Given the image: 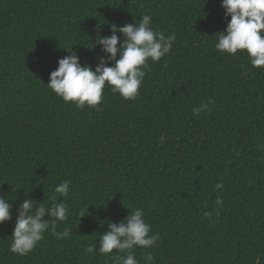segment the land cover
I'll use <instances>...</instances> for the list:
<instances>
[{
	"label": "trees",
	"instance_id": "trees-1",
	"mask_svg": "<svg viewBox=\"0 0 264 264\" xmlns=\"http://www.w3.org/2000/svg\"><path fill=\"white\" fill-rule=\"evenodd\" d=\"M221 3L0 0V196L13 205L0 223V264H114L116 250L86 248L98 249L107 222L137 207L160 236L147 250L153 264H264V67L215 49L230 20ZM144 14L154 31L177 38L168 55L148 61L136 100L106 84L97 111L48 88L59 58L74 52L94 69L104 55L96 38ZM209 99L211 111L193 116ZM65 180L70 195H55L69 217L57 231L68 227L71 238L48 230L28 255L12 253L20 202L28 195L51 207ZM134 251L144 264L146 250Z\"/></svg>",
	"mask_w": 264,
	"mask_h": 264
},
{
	"label": "clouds",
	"instance_id": "clouds-1",
	"mask_svg": "<svg viewBox=\"0 0 264 264\" xmlns=\"http://www.w3.org/2000/svg\"><path fill=\"white\" fill-rule=\"evenodd\" d=\"M221 7L225 9V17L230 16V20L224 30L218 31L215 49L229 55L245 52L252 67H264V0H222ZM152 24L151 14L142 15L138 23L123 26L112 23L111 35L96 38V45L104 53L96 67L93 69L88 64L82 66L79 56L72 52L58 59V67L51 71L46 83L48 88L64 102L97 111L101 110L98 106L101 105L106 84L113 94L118 93L125 100H136L149 67L148 61L156 63L168 55L177 38L175 33L165 35L154 31ZM117 33L122 34V40ZM212 103L209 99L207 103L201 102L193 107V116L198 118L201 113L210 112ZM261 147L264 148V145ZM70 183L65 180L55 186L51 207H45L43 203L34 204L28 195L20 202L11 234L12 253L28 255L44 239V233L48 230L57 239L71 238L70 228L57 231L58 223L68 220L69 208L64 200L57 202L55 195L67 198ZM215 188L223 190L224 185L217 182ZM8 200L0 196V223L12 218L13 205ZM215 204L217 208L223 207L220 196L216 197ZM46 214L51 219H44ZM85 214L81 213L80 217ZM204 215L210 217L212 213L205 212ZM144 216L143 208L137 207L130 209L129 214L119 222L108 221L107 230L99 237L98 249L94 244H89L86 253L95 254L98 251L108 256L116 250L122 255L112 257L114 264H140L134 251L139 247L146 250L141 256L144 264H153L154 256L147 250L153 248L160 236L158 233L150 235L151 224L146 222Z\"/></svg>",
	"mask_w": 264,
	"mask_h": 264
}]
</instances>
